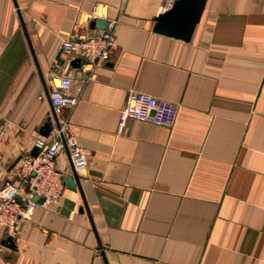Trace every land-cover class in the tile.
Instances as JSON below:
<instances>
[{"label":"crops","instance_id":"0c3cea01","mask_svg":"<svg viewBox=\"0 0 264 264\" xmlns=\"http://www.w3.org/2000/svg\"><path fill=\"white\" fill-rule=\"evenodd\" d=\"M172 3L0 0V185L53 112L88 160L58 204L0 226V264H264V0H206L188 41L153 31ZM105 30L86 79L59 46ZM65 75L72 111L49 100ZM128 91L178 105L175 125L119 130ZM56 168L72 174L66 151Z\"/></svg>","mask_w":264,"mask_h":264},{"label":"built area","instance_id":"2783aa9c","mask_svg":"<svg viewBox=\"0 0 264 264\" xmlns=\"http://www.w3.org/2000/svg\"><path fill=\"white\" fill-rule=\"evenodd\" d=\"M101 4L95 5L93 14L99 16ZM114 46V35L110 31H99L78 39L62 42L59 49L69 57L79 58V71L86 79L92 77L94 69L107 57ZM71 79L59 76L54 89L49 93L51 106L55 110L72 111L78 96L70 92ZM179 113L178 105L143 92L128 91L120 110L119 130L126 120H136L172 128ZM57 117L48 137L38 136L34 146L39 148L36 156L20 158L18 175L14 180H5L0 185V226L7 231L13 229L21 219L29 218L34 209L41 205L50 208L60 201L65 183L62 171L56 168L60 153L68 154L75 172L87 167L88 160L81 149L66 117ZM41 198V203L36 201Z\"/></svg>","mask_w":264,"mask_h":264},{"label":"water","instance_id":"95a60500","mask_svg":"<svg viewBox=\"0 0 264 264\" xmlns=\"http://www.w3.org/2000/svg\"><path fill=\"white\" fill-rule=\"evenodd\" d=\"M206 0H173L172 5L163 13L155 17V23L153 25V31L159 34H163L169 37L188 41L191 37L195 25L198 23L201 13L203 11ZM91 27L104 28L106 22L99 19L97 21H91ZM60 52L57 55L58 65H63L64 61L60 59ZM78 59L72 61L71 64H78ZM52 121L57 126V117L55 113L52 114V119L49 118L39 130V134L47 136L52 128ZM39 152V148L33 146L29 155L36 156ZM64 183L67 188L74 189L78 184V176L75 171H72L71 175H68L64 179ZM36 201L41 203V198L36 197ZM0 245L15 250V244L11 236L0 238Z\"/></svg>","mask_w":264,"mask_h":264},{"label":"rangeland","instance_id":"374dc122","mask_svg":"<svg viewBox=\"0 0 264 264\" xmlns=\"http://www.w3.org/2000/svg\"><path fill=\"white\" fill-rule=\"evenodd\" d=\"M2 246V245H1ZM4 247V246H3Z\"/></svg>","mask_w":264,"mask_h":264}]
</instances>
